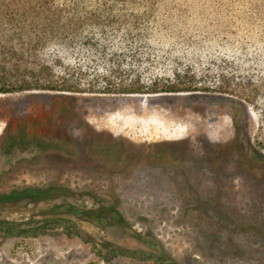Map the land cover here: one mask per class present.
Returning <instances> with one entry per match:
<instances>
[{"label": "rangeland", "instance_id": "obj_1", "mask_svg": "<svg viewBox=\"0 0 264 264\" xmlns=\"http://www.w3.org/2000/svg\"><path fill=\"white\" fill-rule=\"evenodd\" d=\"M133 99L152 109L118 104ZM258 100L0 94V193L69 190L38 204L0 201V219L32 217L39 232L0 231V264H264V163L252 156L264 153Z\"/></svg>", "mask_w": 264, "mask_h": 264}, {"label": "trees", "instance_id": "obj_2", "mask_svg": "<svg viewBox=\"0 0 264 264\" xmlns=\"http://www.w3.org/2000/svg\"><path fill=\"white\" fill-rule=\"evenodd\" d=\"M29 91H209L258 102L264 0H0V94ZM252 156L264 163L263 152ZM68 191L25 185L1 192L0 201L38 204ZM62 205L57 211H66ZM67 211L86 216L74 206ZM31 222L0 219V231L35 236Z\"/></svg>", "mask_w": 264, "mask_h": 264}, {"label": "bare ground", "instance_id": "obj_3", "mask_svg": "<svg viewBox=\"0 0 264 264\" xmlns=\"http://www.w3.org/2000/svg\"><path fill=\"white\" fill-rule=\"evenodd\" d=\"M147 102H149V100H142V99H133L131 101H128V102H124V101H119L118 104H121V105H126V106H131L132 107V112L135 114H138V115H144V114H147L150 109L149 106H147ZM156 111V110H155ZM153 114H151L152 116ZM119 116V115H118ZM154 117V116H153ZM120 118L117 117V119ZM120 120V119H119ZM121 121V120H120Z\"/></svg>", "mask_w": 264, "mask_h": 264}, {"label": "water", "instance_id": "obj_4", "mask_svg": "<svg viewBox=\"0 0 264 264\" xmlns=\"http://www.w3.org/2000/svg\"><path fill=\"white\" fill-rule=\"evenodd\" d=\"M64 94H67V93H64ZM129 95H132V94H129Z\"/></svg>", "mask_w": 264, "mask_h": 264}]
</instances>
